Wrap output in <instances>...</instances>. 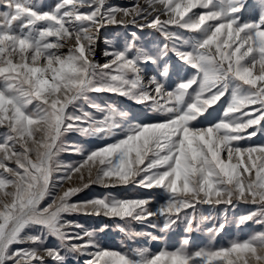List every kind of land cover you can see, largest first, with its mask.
<instances>
[{
    "label": "snow or ice",
    "instance_id": "1",
    "mask_svg": "<svg viewBox=\"0 0 264 264\" xmlns=\"http://www.w3.org/2000/svg\"><path fill=\"white\" fill-rule=\"evenodd\" d=\"M108 25L125 33L104 38L100 63ZM102 93L129 104L98 102ZM258 134L264 0H0V264H66L69 254L90 255L85 264H264V143H240ZM93 185L159 199H76ZM241 204L254 207L231 223L259 229L217 245ZM74 215L113 221L127 243L104 247L112 225L86 228ZM181 225L179 246L152 250ZM201 230L209 243L194 249Z\"/></svg>",
    "mask_w": 264,
    "mask_h": 264
},
{
    "label": "rangeland",
    "instance_id": "2",
    "mask_svg": "<svg viewBox=\"0 0 264 264\" xmlns=\"http://www.w3.org/2000/svg\"><path fill=\"white\" fill-rule=\"evenodd\" d=\"M43 2L45 5H50V4H53L55 0H43ZM252 2L256 3L257 0H252ZM136 3L144 4V0H107V4L115 5L119 7H132ZM246 18H250V16L247 13H246ZM129 30H136L139 33V29H135L131 25L129 26ZM124 33H125V29L117 25H108L107 27L101 30V33H100L101 39L97 47V59L100 63L105 62V57L102 54L105 49L104 38L107 37L109 40H114V38L118 36H122ZM139 34L143 35L145 39H153V38H155L156 40L163 39V37H160L152 29H148V28H145L143 30V33H139ZM96 96H97V101L101 103L116 101L118 104H122V106H125V107L129 104V102L124 100L123 98H118V97L112 96L107 93L96 94ZM251 130L252 129H249V131ZM68 139L73 140V139H76V137L74 135H70ZM107 142H111V141H107ZM94 143L102 146L103 143H105V141H95ZM240 143L244 145L264 143V134H258L257 136L251 138V140L241 141ZM79 159H80L79 156L73 155V154H62L61 156V160L64 163L75 162V161H78ZM74 183H75V178H74V181L72 182H65L63 187L67 188L69 186H72ZM60 191H62V189H60ZM105 192H112L120 196L136 197V196H141V195L148 196L149 194L153 196H157V193L159 192V190H145V189H138V188H127L126 189L123 187L105 189L103 187L93 185L90 188L83 191L82 193H80L79 196L76 197V199H80V200L90 199L93 196H98ZM157 199H159L158 196H157ZM253 207L254 206L252 205L241 204L235 210L229 209L227 212V215H228L230 223L225 228L224 232L221 233V235L216 238L215 243L217 245H221V244H226L232 238L238 237V238L243 239L247 237L251 232L258 230L259 225L249 224L248 226L242 229H237L235 225L231 223V220L233 219V217L238 216L241 213L249 209H252ZM198 212H202L204 215L211 214L212 216L221 218L224 215V206L221 205L219 206V209H214L208 205H203V206H199ZM70 219L78 220L86 228H93V227L98 226L101 223H107L109 225H112V227L108 231L100 235V240L104 247L111 248V249H120L122 242L127 243V241H125L124 236L115 230L113 221L111 220H104L103 218H98L95 216H86V215H74L70 217ZM214 222L215 221H207L205 222L204 226L209 227ZM132 227L137 231L152 230L148 228L146 225H142V224L134 223ZM183 236H184L183 225H181L179 228H176L173 231H171L163 241L152 242L150 244V247L152 248L153 251H158L162 247H168L169 249H171V248L179 246L180 241L183 238ZM57 243L58 242L55 241L54 239L48 240L49 246L56 245ZM208 243H209L208 236L205 234L203 230L192 233V244H191L192 248L195 249L197 247H203V246L208 245ZM22 246L27 247L28 245H22ZM14 247H21V245H17ZM89 259H91V256L88 254H69L66 258V264H85V262ZM48 264H52V262L49 260Z\"/></svg>",
    "mask_w": 264,
    "mask_h": 264
}]
</instances>
